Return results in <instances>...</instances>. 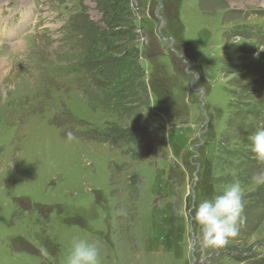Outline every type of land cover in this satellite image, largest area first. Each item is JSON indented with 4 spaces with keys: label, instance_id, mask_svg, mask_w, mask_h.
Returning a JSON list of instances; mask_svg holds the SVG:
<instances>
[{
    "label": "rangeland",
    "instance_id": "374dc122",
    "mask_svg": "<svg viewBox=\"0 0 264 264\" xmlns=\"http://www.w3.org/2000/svg\"><path fill=\"white\" fill-rule=\"evenodd\" d=\"M259 127L264 0H0V264L74 238L101 264H264ZM234 180L238 235L202 249L189 215Z\"/></svg>",
    "mask_w": 264,
    "mask_h": 264
},
{
    "label": "clouds",
    "instance_id": "9594fccd",
    "mask_svg": "<svg viewBox=\"0 0 264 264\" xmlns=\"http://www.w3.org/2000/svg\"><path fill=\"white\" fill-rule=\"evenodd\" d=\"M69 141L75 139L71 130L65 132ZM248 149L259 165H264V127L257 128L249 137ZM256 186H264V170L251 177ZM244 190L239 180L224 186L210 199L202 200L189 215V223L199 228V246L202 249H218L238 235L244 217ZM117 214H126L118 210ZM65 264H101V252L96 242L74 238L68 249Z\"/></svg>",
    "mask_w": 264,
    "mask_h": 264
}]
</instances>
